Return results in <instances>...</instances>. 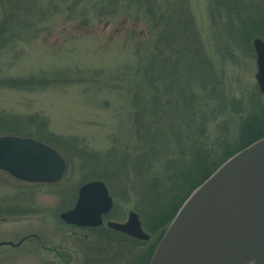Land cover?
Instances as JSON below:
<instances>
[{"label": "rangeland", "instance_id": "1", "mask_svg": "<svg viewBox=\"0 0 264 264\" xmlns=\"http://www.w3.org/2000/svg\"><path fill=\"white\" fill-rule=\"evenodd\" d=\"M118 1L126 7L123 13L134 9L129 2ZM210 1L178 0L170 8L190 14L197 40L215 70L222 74L227 91L234 92L236 98L243 97L258 88L252 42L249 48H239L231 47L228 40L218 41V21ZM74 2L0 0V24L5 23L8 28L1 37L5 43L0 48V117L12 121L7 125L9 130L1 127L4 123L0 124V135L42 138L67 159L64 173L55 183H28L0 170V219H6L0 220V232L10 227L13 214L22 213L30 218H44L45 230L65 228L56 224V216L73 206L81 184L96 179L86 172L97 166V161L83 155L104 152L115 139L126 141L130 137L129 91L134 79L141 75L136 74L135 68L138 53L149 45V24L145 18L134 20L121 14L111 19L94 18L89 0L87 5L86 0L76 5V12L81 7L86 9L85 15L76 16L69 10ZM8 78L33 82L16 87L4 80ZM29 115L43 119L46 127L42 130L37 127L38 122L20 119ZM187 154L190 157L191 151ZM112 202V210L105 217L109 221H125L130 211L137 213L133 199L125 201L112 196ZM137 215L144 221L143 216ZM29 228L24 222L13 226L19 231ZM83 233L88 238L84 243L68 238L65 244L69 251H76L80 245H85L86 250L92 244L89 238L95 233L88 230ZM152 233L156 238L158 233ZM110 234L113 244L132 248L126 251V259L140 257L145 248L143 242L139 241L140 245ZM34 260L33 252L0 245V264H33Z\"/></svg>", "mask_w": 264, "mask_h": 264}, {"label": "trees", "instance_id": "2", "mask_svg": "<svg viewBox=\"0 0 264 264\" xmlns=\"http://www.w3.org/2000/svg\"><path fill=\"white\" fill-rule=\"evenodd\" d=\"M81 1L69 6L71 14H86L82 7L79 12L75 10ZM125 1L133 5L132 11L123 13L126 7L117 0H89V4L94 18L111 19L121 14L134 20L145 18L149 24V45L138 53L135 68L141 75L129 91L130 137L126 141L115 139L104 152L83 156L97 161L86 174L104 181L113 197L133 199L135 210L145 221L142 226L152 238V232L158 233L139 258L147 264L164 229L190 192L233 153L264 136V91L255 88L238 98L227 91L222 74L197 40L190 14L170 8L178 0ZM210 3L218 21V41L249 48L254 37L264 40V0ZM7 29L5 23L0 24V48ZM4 80L16 87L33 82ZM20 119L38 122L42 130L46 127L43 119L34 116ZM10 122L0 117L5 130L10 129ZM188 151L190 157H186Z\"/></svg>", "mask_w": 264, "mask_h": 264}, {"label": "water", "instance_id": "3", "mask_svg": "<svg viewBox=\"0 0 264 264\" xmlns=\"http://www.w3.org/2000/svg\"><path fill=\"white\" fill-rule=\"evenodd\" d=\"M255 78L264 91V40L252 41ZM66 167L52 146L15 134L0 135V170L25 182H56ZM112 207L106 184H81L74 205L61 212L67 223L95 227ZM106 226L149 239L136 212ZM1 244V243H0ZM147 264H264V136L233 153L183 201Z\"/></svg>", "mask_w": 264, "mask_h": 264}, {"label": "flooded vegetation", "instance_id": "4", "mask_svg": "<svg viewBox=\"0 0 264 264\" xmlns=\"http://www.w3.org/2000/svg\"><path fill=\"white\" fill-rule=\"evenodd\" d=\"M109 213L102 216V223L98 227L78 226L67 223L60 217L59 213L56 216V224H61V226L65 227L60 231L45 230L43 228V226L46 225V220L44 218H30L25 213L13 214L12 219H10L11 223L8 224L10 227L6 228V231L0 232V245H7L12 248L20 247L24 253L33 252L35 259L33 264H142V261L139 259L141 255L140 257L138 256L136 260H130L129 256L128 259H126V251L132 249L130 246L113 244L111 242L113 239L110 233H113L112 235H117L121 239L133 238L106 227L105 223L109 220L105 217L109 215ZM44 216L48 215H43L42 217ZM0 220L6 221L5 218H1ZM23 222L28 223L30 228L23 231L13 229L14 225H19V223ZM100 227L102 229H100ZM84 230L95 233V235L89 238L92 244L86 246L87 251L85 250V245L78 246L76 251H69L65 244L68 238H76L77 241L81 243H84L86 239L88 240L83 233ZM108 234H110V236ZM106 235H108L109 240ZM151 239L152 237L150 236V240ZM104 240L108 241L107 244H103L105 242ZM150 240L141 242H143L146 247ZM118 251L126 253L118 255ZM132 251L129 253L132 254ZM133 252H135V250ZM85 253H87V259H85Z\"/></svg>", "mask_w": 264, "mask_h": 264}]
</instances>
